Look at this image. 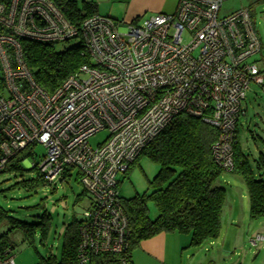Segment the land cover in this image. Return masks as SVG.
Segmentation results:
<instances>
[{"label":"built area","instance_id":"2783aa9c","mask_svg":"<svg viewBox=\"0 0 264 264\" xmlns=\"http://www.w3.org/2000/svg\"><path fill=\"white\" fill-rule=\"evenodd\" d=\"M223 3L177 0L171 14L121 22L95 14L76 26L53 0H0V173L36 145L45 148L42 159L20 164L48 187L77 171L87 195L79 264L91 255L127 257L119 178L178 116L214 127L213 161L225 172L233 169L243 103L250 85L264 93V74L252 60L261 43L250 11L219 18ZM75 39L89 64L46 92L25 62L21 41L57 45ZM102 131L107 137L92 149L88 140ZM0 264H14L10 248L0 249Z\"/></svg>","mask_w":264,"mask_h":264},{"label":"trees","instance_id":"16d2710c","mask_svg":"<svg viewBox=\"0 0 264 264\" xmlns=\"http://www.w3.org/2000/svg\"><path fill=\"white\" fill-rule=\"evenodd\" d=\"M53 1L63 7L66 18L76 26L86 17L98 14L97 6L91 2ZM21 47L35 82L48 93L56 90L82 65L89 64L81 40L61 51H56L55 45L25 40L21 41ZM217 138L218 131L214 127L201 119L180 115L150 142L139 156H145L158 166L156 175L148 181L147 192L127 200L121 199L128 219L127 257L124 254L91 255L86 264H122V260L131 264V252L138 244L161 233L191 235L192 248L217 239L226 198L225 189L217 184L225 171L215 164L211 154V146ZM24 159L15 156L1 173L13 172L22 178L26 170L20 163ZM253 165L252 169L248 156L241 152L237 142L233 146V169L227 173L243 180L248 198V215L251 220H256L264 218V156L260 154ZM30 171L34 172V179H21L8 190L22 189L31 193L39 186H47L38 173ZM83 197L87 198V195L82 190L75 197L74 205ZM149 203L157 213L154 219L149 217ZM4 223L9 225L8 231L18 230L23 241L33 246L36 234L40 243L47 239L50 216L44 213L37 217L36 223L28 224L11 218L0 207V225ZM79 224L80 219L72 217L63 230L59 256L36 253V264H79ZM5 235H0V249L10 248L4 241Z\"/></svg>","mask_w":264,"mask_h":264},{"label":"rangeland","instance_id":"374dc122","mask_svg":"<svg viewBox=\"0 0 264 264\" xmlns=\"http://www.w3.org/2000/svg\"><path fill=\"white\" fill-rule=\"evenodd\" d=\"M77 3L91 2L97 6L100 16L108 17L115 21H128L135 18L138 20L147 19L156 12L147 10L143 0H72ZM177 5V0H164L162 12L171 14ZM247 8L250 11L252 20L260 39L261 50L252 58L264 74V0H224L218 17H224L232 12ZM140 20V21H141ZM77 39L55 45L56 51L69 48L77 44ZM245 115L241 116L237 124V142L243 151L251 152L248 158L252 163L254 146L264 148V93L255 85H250L243 103ZM107 137L106 131L99 132L88 140L89 146L95 149ZM247 152V153H249ZM45 155V148L36 145L26 148L21 154L28 164L38 163ZM24 168V167H23ZM25 169V168H24ZM22 178L13 172L0 173V207L8 212L11 218L31 224L37 222V217L42 214L50 216V228L48 237L40 243L39 235L34 236L33 246H28L18 230L8 231V224L0 225V235H5V243L12 249L14 264H36L37 254L47 256L51 253L59 256L62 241V233L65 226L72 217L79 220L83 210L87 207V198L83 197L80 202L74 205V199L82 191L81 185L77 182V171L72 170L71 176L64 181H59L53 187L39 186L31 193L22 189L8 190L14 183L21 179H34V172L25 169ZM158 171V166L148 160L145 156H139L130 166L127 173L119 178L118 192L123 200L130 199L136 195L147 192L148 181L152 180ZM217 184L225 189V202L223 205L222 220L224 223V234L229 233V238L239 237L242 232L244 239L255 238L260 235L264 238V218L251 220L248 215V198L243 180L235 175L223 172ZM54 189V190H53ZM149 217L154 219L157 215L153 205L148 204ZM230 210L233 211L232 214ZM233 216L239 222L235 229H229L228 217ZM253 224L248 229L249 224ZM240 228V229H239ZM241 235V233H240ZM247 237V238H246ZM234 240V239H233ZM249 240L245 242V250L252 251L251 257L259 253L258 261L264 257V242L257 244V247L250 246ZM231 246V241H229ZM233 244V243H232ZM260 246H263L261 249ZM238 251V249H236ZM232 253V251H230ZM241 253V252H240ZM257 264V263H256Z\"/></svg>","mask_w":264,"mask_h":264},{"label":"crops","instance_id":"0c3cea01","mask_svg":"<svg viewBox=\"0 0 264 264\" xmlns=\"http://www.w3.org/2000/svg\"><path fill=\"white\" fill-rule=\"evenodd\" d=\"M143 1V3L146 4L145 7L147 10L163 13L164 0ZM81 3H84V1H81ZM132 20L130 19L128 21ZM254 148L253 153L257 154V156H255L256 158H252V163L249 160L252 169L254 168L253 163L258 156L260 154L264 156V148L255 146ZM240 150L244 155L248 156L249 154V156H251V152L248 150L243 151L241 148ZM232 212L233 211L230 210L231 214ZM228 218L227 225L229 229H235L237 231L238 228L235 226L239 222L233 216H229ZM252 225L253 224L250 223L248 229L252 228ZM233 233L235 235L236 232ZM228 234L229 233L224 234V223L221 221V230L217 239L208 241L201 247L192 248L190 247L191 235L161 233L150 239L143 240L138 244L131 252V264H264V257L258 261L259 253L251 257L250 253L252 254V251L245 250V242L247 240H249L248 242L249 245L251 244V247H257V244L261 242H255V238L252 237L251 239L247 237V239H244L242 232H239V237L236 238H234V235L232 238H229ZM229 241H231V246H229ZM260 248L262 249L263 246H260ZM236 249H238V251H236ZM230 251H232V253Z\"/></svg>","mask_w":264,"mask_h":264}]
</instances>
